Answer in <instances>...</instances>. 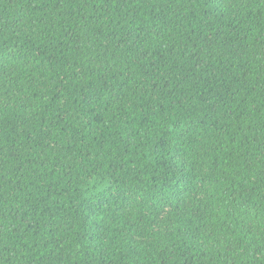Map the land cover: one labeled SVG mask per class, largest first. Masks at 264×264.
<instances>
[{
  "label": "trees",
  "instance_id": "1",
  "mask_svg": "<svg viewBox=\"0 0 264 264\" xmlns=\"http://www.w3.org/2000/svg\"><path fill=\"white\" fill-rule=\"evenodd\" d=\"M0 264H264V0H0Z\"/></svg>",
  "mask_w": 264,
  "mask_h": 264
}]
</instances>
